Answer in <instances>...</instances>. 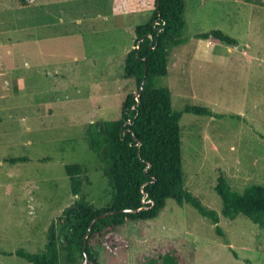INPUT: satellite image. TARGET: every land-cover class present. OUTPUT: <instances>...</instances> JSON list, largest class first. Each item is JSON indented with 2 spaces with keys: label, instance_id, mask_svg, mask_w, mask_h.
<instances>
[{
  "label": "rangeland",
  "instance_id": "obj_1",
  "mask_svg": "<svg viewBox=\"0 0 264 264\" xmlns=\"http://www.w3.org/2000/svg\"><path fill=\"white\" fill-rule=\"evenodd\" d=\"M184 2L186 42L170 50L168 74L157 82L176 112L195 106L226 115L182 113L179 126L185 188L219 214L228 244L195 209L169 199L156 219L106 235L99 264L149 262L166 245L186 264H264V230L223 217L215 192L219 177L237 193L264 185V0ZM152 14L151 0H0V251L44 250L47 228L73 202L66 165L85 169L90 205L110 203L85 129L118 120L123 99L136 92L124 60L135 27ZM213 30L236 46L194 38ZM17 157L30 161L10 165ZM0 264L30 263L0 253Z\"/></svg>",
  "mask_w": 264,
  "mask_h": 264
},
{
  "label": "trees",
  "instance_id": "obj_2",
  "mask_svg": "<svg viewBox=\"0 0 264 264\" xmlns=\"http://www.w3.org/2000/svg\"><path fill=\"white\" fill-rule=\"evenodd\" d=\"M151 4L152 18L147 25L135 27L134 45L124 60V78L135 81L136 92L123 99L118 120L95 122L85 129L88 147L99 155L102 175L111 188L110 203L102 209L90 205L83 193L88 181L85 169L81 165H66L64 171L73 202L47 228L44 250L39 253L22 249L13 253L0 251L2 255H16L30 264H83L85 244L86 264H99L96 248L106 235L127 222L156 219L169 199L179 206L187 204L195 209L228 244L219 227V214L204 207L185 188L179 126L182 113L218 119L226 115L195 106H186L182 112L173 110L169 90L159 87L157 81L168 74L170 50L186 42L185 2L151 0ZM194 38H211L228 46L237 43L219 30L199 33ZM8 161L13 165L28 159ZM215 192L222 202L223 217L234 220L243 216L264 230V185H251L237 193L219 177ZM154 253L157 256L149 262L138 258L137 264H186L170 245Z\"/></svg>",
  "mask_w": 264,
  "mask_h": 264
},
{
  "label": "crops",
  "instance_id": "obj_3",
  "mask_svg": "<svg viewBox=\"0 0 264 264\" xmlns=\"http://www.w3.org/2000/svg\"><path fill=\"white\" fill-rule=\"evenodd\" d=\"M17 158H20V157H17ZM25 158H27V157H25ZM28 159V161H30V159L29 158H27ZM10 160V159H9ZM17 164V163H16ZM10 165H12V164H10ZM13 165H15V164H13ZM21 187H24L25 189H24V194L26 195V197H28L29 198V200H31V192H29V189L27 188L28 186H27V184H25V185H23V186H21ZM22 189V188H21ZM8 192L10 193V192H12V188H11V186H8ZM63 209V208H62ZM62 209H60L59 210V212H58V216L61 214V212L63 211Z\"/></svg>",
  "mask_w": 264,
  "mask_h": 264
},
{
  "label": "water",
  "instance_id": "obj_4",
  "mask_svg": "<svg viewBox=\"0 0 264 264\" xmlns=\"http://www.w3.org/2000/svg\"><path fill=\"white\" fill-rule=\"evenodd\" d=\"M143 85H144V81L141 83L140 90H139L140 92L142 91ZM136 96H138V95H136ZM83 255H84L83 264H86L87 263V256H86V246H85V244L83 246Z\"/></svg>",
  "mask_w": 264,
  "mask_h": 264
}]
</instances>
